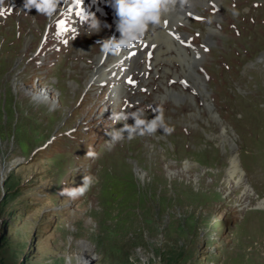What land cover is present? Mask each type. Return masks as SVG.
<instances>
[{"label":"rangeland","instance_id":"obj_1","mask_svg":"<svg viewBox=\"0 0 264 264\" xmlns=\"http://www.w3.org/2000/svg\"><path fill=\"white\" fill-rule=\"evenodd\" d=\"M15 1L20 5L12 18ZM15 1L3 0L0 16V264H80L86 256L91 264H264V211L253 210L264 199V0H217L222 16L188 22L191 41L181 44L188 58L195 42L204 47L202 68L194 69L203 79V97L172 63V70L128 76L127 96L111 101L108 110L100 102L110 95L107 82L79 86L77 93L67 82L74 77L60 79L59 73L63 68L70 75L76 65L75 73L84 75V59L76 60L84 54L80 47L98 52L104 32L81 34L87 25L79 10L66 16L61 6L46 18ZM95 3L83 7L95 13ZM100 21L104 31L106 19ZM210 27L211 43L202 38ZM47 86L51 97L35 99ZM126 101L148 119L162 108L175 131L158 129L109 146L106 131L123 127L110 116ZM89 149L95 158L86 156ZM235 158L244 178L240 187L233 185L236 173L232 179L228 174ZM85 174L98 178L85 196L59 194L80 186ZM244 187L251 191L247 199Z\"/></svg>","mask_w":264,"mask_h":264},{"label":"bare ground","instance_id":"obj_2","mask_svg":"<svg viewBox=\"0 0 264 264\" xmlns=\"http://www.w3.org/2000/svg\"><path fill=\"white\" fill-rule=\"evenodd\" d=\"M15 1V0H14ZM23 5H24V0ZM219 1V0H218ZM217 0H192L191 7H186L183 11H177L175 13L166 15L162 18V23L158 27H151L149 26V31L146 33L145 37L141 41L140 44H138L133 49H128L123 52V54L120 57H113L108 56V59L103 57L100 53V49L97 52L95 48L90 49L89 51H86V49H82L80 47V51L83 52V55H77L76 60L79 61L80 59H84L85 69H84V75L83 73L75 71L77 70V66H73L70 70H72V73L70 75H67L68 71L64 72L63 68L59 69L62 65L63 61L61 60L58 66L59 73L62 76L60 79H66L67 77H74L73 80H68V84L73 88L77 86L79 93V86H82L81 90L84 88L89 89H96V86L99 84L101 85L104 82H107L110 86H108L109 91V97L106 100H100L102 101V108H105L108 110V108L112 105L110 104L111 101L115 103L117 99H119L121 96L126 97L128 94V91L130 90L126 86V81L128 80L127 77L133 76V74H142L146 71H149L150 69L154 71V74L157 73V70H164L167 71L169 69L172 70L171 65L172 63H177L180 66L181 72L183 74L182 78L187 79V81L191 82L190 86L194 88L195 93L198 97H203L204 94V87H203V79L195 72L196 65H198L201 51L196 49L194 46H190L189 58L187 57L188 53L185 50V47L181 44L182 43V36L180 35V32H182L180 29L175 30L174 25L175 22H181L186 24L185 15L189 13L191 10H196V7L202 6L206 3H212L218 2ZM88 0H81V7L88 11L84 5H86ZM105 3L108 4V16L105 18L106 23L105 25L108 26L109 29H105L102 31V29L98 33H93L95 37H99L103 35V38L115 35L117 38L119 37V32L115 30V22L117 20V17L115 15V11L110 7L109 0H104ZM19 6L20 3L16 2L9 6L10 14L12 18H15L17 16V13L15 11V7ZM22 6V5H21ZM62 8L65 10L66 16H69L71 12L77 11L78 9L73 6V3H65L61 5ZM36 13V12H35ZM82 15V14H81ZM26 13L20 14V17L23 18L25 21ZM37 16V15H36ZM51 21V20H49ZM75 27V25H74ZM77 29V28H76ZM75 29V30H76ZM162 30L159 32V30ZM81 33V32H80ZM215 35L214 30L210 27L207 28L206 32L203 34L202 38L203 41L211 43L212 38ZM81 36V34H80ZM84 40L85 36L81 37ZM99 40H101L99 38ZM98 41V40H97ZM93 42V41H92ZM96 42V41H94ZM93 42V43H94ZM89 43V42H88ZM85 45V43H84ZM96 54L95 58H92V62L94 64V67L91 66V57ZM68 54L65 56L67 57ZM201 60V59H200ZM77 64V63H76ZM170 65V68L168 66ZM188 71V74L184 75V70ZM130 71L131 74L126 75V73ZM70 72V71H69ZM129 73V72H128ZM165 72L162 73V76H164ZM65 81V80H64ZM146 82V79L142 80V85ZM202 82V83H201ZM95 85V87H92ZM52 87V86H51ZM50 86L45 87L41 92L36 93V95H33L35 99L40 98V100H48L49 97H51L50 90L52 89ZM99 87V86H97ZM164 92L169 95L170 97L179 100L180 94H178L175 91H171L163 88ZM65 90L62 89V92L60 95L63 97ZM75 93V95L77 94ZM111 95H116L114 98H111ZM55 101V100H53ZM46 102V101H45ZM120 109V107H118ZM206 110L208 111L210 109L209 104L206 105ZM213 120H216L215 117L211 116ZM221 133L225 134V130L222 127ZM110 148V147H109ZM230 168L228 170V174L230 178L232 179L233 174L236 173V177L233 179V185L235 186H244V178L243 174L240 172L239 169V162L238 159H232ZM137 170V169H136ZM138 171V170H137ZM250 189L247 187L243 188V195L246 197H250ZM211 202V201H210ZM79 246L81 248H84L86 252H88L91 248L88 243L81 242L79 243ZM89 258V257H88ZM87 256L84 258H80V264H91V261L93 258L88 259Z\"/></svg>","mask_w":264,"mask_h":264},{"label":"clouds","instance_id":"obj_3","mask_svg":"<svg viewBox=\"0 0 264 264\" xmlns=\"http://www.w3.org/2000/svg\"><path fill=\"white\" fill-rule=\"evenodd\" d=\"M67 2L68 0H24L23 7L29 12L35 9L38 15L52 18L57 14L61 5ZM72 3L82 14L81 19L87 25L86 32L90 35L98 33L102 25L95 13L85 11L81 7V0H72ZM109 4L115 11L117 17L115 30L120 35L118 38L112 35L97 41L100 53L105 58L108 56L120 57L125 50L133 49L141 43L149 31L150 25L153 28L160 26L164 16L191 7L192 0H109ZM5 11L3 0H0V16L4 15ZM232 15L234 18L239 16V11L235 9V5H233ZM129 108L136 110L127 111ZM153 112L155 113L154 118L148 119L145 110L126 101L119 112H112L110 116L111 121L122 123L123 127L106 131V135L111 138L106 143L109 146H114L125 139L130 142L137 136H154L158 129H162L163 135H171L175 128L165 120L163 109L156 108ZM129 119H132L134 123L129 124ZM96 155L95 151L87 150V157L95 158ZM97 182L96 175L85 174L80 186L63 187L59 194L69 200H76L85 196ZM253 210L264 211V199L258 200Z\"/></svg>","mask_w":264,"mask_h":264},{"label":"snow or ice","instance_id":"obj_4","mask_svg":"<svg viewBox=\"0 0 264 264\" xmlns=\"http://www.w3.org/2000/svg\"><path fill=\"white\" fill-rule=\"evenodd\" d=\"M61 26H62V22H61Z\"/></svg>","mask_w":264,"mask_h":264}]
</instances>
